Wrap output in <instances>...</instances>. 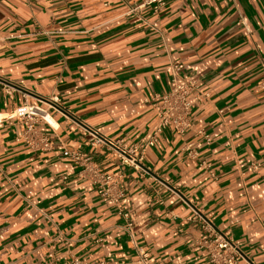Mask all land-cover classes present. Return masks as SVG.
Masks as SVG:
<instances>
[{"label":"crops","instance_id":"obj_1","mask_svg":"<svg viewBox=\"0 0 264 264\" xmlns=\"http://www.w3.org/2000/svg\"><path fill=\"white\" fill-rule=\"evenodd\" d=\"M144 1L0 0V264H140L123 219L55 155L63 147L121 174L120 202L151 264H206L199 216L232 238L241 264H264V0H164L158 12ZM171 64L206 93L192 128L159 134L147 174L90 147L85 129L124 144L150 136L146 97L168 90ZM49 94L62 112L38 130L53 149L32 151L3 116Z\"/></svg>","mask_w":264,"mask_h":264},{"label":"built area","instance_id":"obj_2","mask_svg":"<svg viewBox=\"0 0 264 264\" xmlns=\"http://www.w3.org/2000/svg\"><path fill=\"white\" fill-rule=\"evenodd\" d=\"M142 4L151 5L152 12H158L164 8V0H145ZM179 66H170V86L163 93L151 94L146 97L149 105L153 108L157 118L156 125L150 136L143 142H132L124 144L122 140H113L100 132L85 129L90 147H104L115 152L118 159V167L128 166L135 171L147 174L141 166L144 151L153 146L159 134L166 128H171L175 134L182 136L186 130L192 128L190 114L196 104L206 98V93L202 92L192 79H182L178 76ZM2 91L9 95L11 86L2 84ZM257 90L264 89V76L256 84ZM145 99V100H146ZM36 103L23 102L4 114L3 120H13L19 128L18 141L23 142L30 150L36 152H46L53 149V142L50 137L38 130V125H46L53 128L48 119L52 120L51 112L61 113L58 105L59 99L55 94L36 97ZM1 120V118H0ZM196 134L202 135L207 140L201 130H195ZM190 157L196 155L190 148V144L184 146ZM55 155L67 158L72 161L76 168V176L88 180L99 190L102 197L113 207L115 213L123 219L122 229L127 233L131 247L133 248L136 261L140 264H151L152 258L136 245L131 232V220L129 214L121 204L123 196L122 190L118 187L121 174L116 172H103L92 161L89 156H85L78 151L62 148L56 151ZM208 169L205 162L199 163ZM210 175H212L210 173ZM61 179H65L64 176ZM198 225L201 231L197 243L204 249L206 264H241L244 261L243 254L230 236L219 231L212 222L205 217H198ZM246 263V261H245ZM69 264H119L107 257L94 261L72 256Z\"/></svg>","mask_w":264,"mask_h":264},{"label":"bare ground","instance_id":"obj_3","mask_svg":"<svg viewBox=\"0 0 264 264\" xmlns=\"http://www.w3.org/2000/svg\"><path fill=\"white\" fill-rule=\"evenodd\" d=\"M49 120V122L54 126L55 124H54V122L52 121V120H50V119H48Z\"/></svg>","mask_w":264,"mask_h":264}]
</instances>
